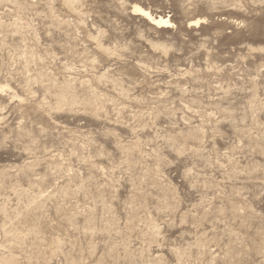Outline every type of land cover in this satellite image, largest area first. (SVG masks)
<instances>
[{
	"label": "rangeland",
	"instance_id": "rangeland-1",
	"mask_svg": "<svg viewBox=\"0 0 264 264\" xmlns=\"http://www.w3.org/2000/svg\"><path fill=\"white\" fill-rule=\"evenodd\" d=\"M0 264H264V0H0Z\"/></svg>",
	"mask_w": 264,
	"mask_h": 264
}]
</instances>
